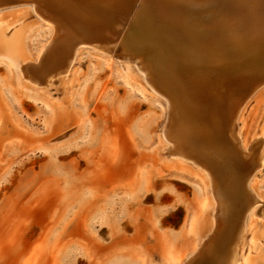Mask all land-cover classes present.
<instances>
[{
  "label": "rangeland",
  "instance_id": "374dc122",
  "mask_svg": "<svg viewBox=\"0 0 264 264\" xmlns=\"http://www.w3.org/2000/svg\"><path fill=\"white\" fill-rule=\"evenodd\" d=\"M8 1L0 6V264H168L169 250L184 257L208 230L209 207L198 204L207 191L191 167L162 153L164 105L144 91L135 58L118 43L79 42L64 73L46 82L21 76L25 63L41 66L50 53L43 44L58 32L34 1ZM156 2L145 7L155 11ZM245 100L242 136H264V82ZM255 149L262 165L252 181L264 196V138ZM259 206L250 239L224 237L201 261L226 259V244L231 264H264ZM191 216L195 230L184 232Z\"/></svg>",
  "mask_w": 264,
  "mask_h": 264
},
{
  "label": "bare ground",
  "instance_id": "6f19581e",
  "mask_svg": "<svg viewBox=\"0 0 264 264\" xmlns=\"http://www.w3.org/2000/svg\"><path fill=\"white\" fill-rule=\"evenodd\" d=\"M32 1L56 24L58 36L43 44L50 53L41 66L25 63L21 76L46 82L67 71L79 42H114L118 53L135 58L149 87L144 91L163 102L162 153L199 175L207 196L198 204L210 211L207 232L192 238L184 257L168 249V262L205 264L201 256L223 245L224 237L242 245L250 239L248 218L262 215L264 205L252 181L262 165L255 142L264 136L243 137L237 120L246 97L264 82V0H157L155 11L145 7L146 0ZM194 227L191 216L183 231ZM223 249L226 259L214 264H231L234 247ZM248 255L241 252L238 261Z\"/></svg>",
  "mask_w": 264,
  "mask_h": 264
},
{
  "label": "water",
  "instance_id": "95a60500",
  "mask_svg": "<svg viewBox=\"0 0 264 264\" xmlns=\"http://www.w3.org/2000/svg\"><path fill=\"white\" fill-rule=\"evenodd\" d=\"M8 2H9L8 5H10V4L18 3V2H28V1H26V0H15V1H8Z\"/></svg>",
  "mask_w": 264,
  "mask_h": 264
}]
</instances>
